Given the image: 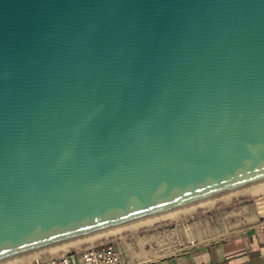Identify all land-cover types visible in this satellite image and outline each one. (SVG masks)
<instances>
[{
  "label": "water",
  "instance_id": "obj_1",
  "mask_svg": "<svg viewBox=\"0 0 264 264\" xmlns=\"http://www.w3.org/2000/svg\"><path fill=\"white\" fill-rule=\"evenodd\" d=\"M264 186V0H0V264Z\"/></svg>",
  "mask_w": 264,
  "mask_h": 264
},
{
  "label": "rangeland",
  "instance_id": "obj_2",
  "mask_svg": "<svg viewBox=\"0 0 264 264\" xmlns=\"http://www.w3.org/2000/svg\"><path fill=\"white\" fill-rule=\"evenodd\" d=\"M246 192L178 213L179 217L173 220L169 216L84 244L83 248L87 250L99 244H108L118 248L126 257L144 252L151 258H161L183 252L191 246L214 242L232 235L236 228L233 211L237 212L254 199L264 197V191L249 195ZM71 250L70 253H76Z\"/></svg>",
  "mask_w": 264,
  "mask_h": 264
},
{
  "label": "crops",
  "instance_id": "obj_3",
  "mask_svg": "<svg viewBox=\"0 0 264 264\" xmlns=\"http://www.w3.org/2000/svg\"><path fill=\"white\" fill-rule=\"evenodd\" d=\"M233 220L236 228L232 235L214 242L191 246L161 258H151L144 252L123 257L131 264H264V197L233 211ZM72 249L76 254L85 251L83 245ZM71 251L59 252L54 257L71 254Z\"/></svg>",
  "mask_w": 264,
  "mask_h": 264
},
{
  "label": "built area",
  "instance_id": "obj_4",
  "mask_svg": "<svg viewBox=\"0 0 264 264\" xmlns=\"http://www.w3.org/2000/svg\"><path fill=\"white\" fill-rule=\"evenodd\" d=\"M31 264H131L122 252L113 245L99 244L81 254H68L34 261Z\"/></svg>",
  "mask_w": 264,
  "mask_h": 264
},
{
  "label": "bare ground",
  "instance_id": "obj_5",
  "mask_svg": "<svg viewBox=\"0 0 264 264\" xmlns=\"http://www.w3.org/2000/svg\"><path fill=\"white\" fill-rule=\"evenodd\" d=\"M262 190H264V186H262V187H259V188H256V189H253V190H249L248 192H246V194H251V193H255L256 191L258 192H262ZM245 194V193H244ZM230 198V197H229ZM229 198H226V199H229ZM231 199V198H230ZM228 201V200H227ZM179 216L178 215H172V216H170V218L173 220V219H175V218H178ZM39 259V258H38ZM35 260H37V259H35ZM35 260H31V261H28V262H25V263H22V264H31V263H33Z\"/></svg>",
  "mask_w": 264,
  "mask_h": 264
}]
</instances>
